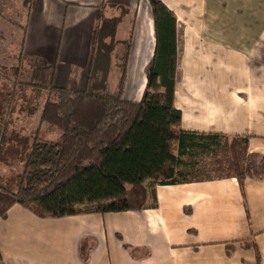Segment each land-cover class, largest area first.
<instances>
[{
	"label": "crops",
	"instance_id": "1",
	"mask_svg": "<svg viewBox=\"0 0 264 264\" xmlns=\"http://www.w3.org/2000/svg\"><path fill=\"white\" fill-rule=\"evenodd\" d=\"M161 1L176 16L180 127L247 137V151L264 155V0ZM26 2L0 0V19L20 4V58L73 73L89 64L98 14L119 17L117 50L130 45L123 98H142L156 43L149 0ZM186 177L157 185L156 205L141 210L61 217L0 190V264H264V176L243 189L230 175Z\"/></svg>",
	"mask_w": 264,
	"mask_h": 264
},
{
	"label": "trees",
	"instance_id": "2",
	"mask_svg": "<svg viewBox=\"0 0 264 264\" xmlns=\"http://www.w3.org/2000/svg\"><path fill=\"white\" fill-rule=\"evenodd\" d=\"M149 2L156 43L139 101L123 98L130 45L123 41L125 50H117L119 17L98 14L92 56L79 75L81 87L48 85V73L51 81L60 80L71 74L70 67L27 58L33 65L28 84L49 94L40 125L54 126L60 134L56 139L34 134L16 188L0 183L12 203L42 217L141 210L150 200L156 205L157 185L187 179L191 171L181 167L194 166L206 155L215 156L218 167L228 164L229 173L214 176H234L242 189L247 177L264 176V155L246 152L247 137L180 127L181 111L174 105L176 16L161 0ZM113 67L120 70L114 89L109 82ZM223 150L228 153L224 160L218 158Z\"/></svg>",
	"mask_w": 264,
	"mask_h": 264
},
{
	"label": "rangeland",
	"instance_id": "3",
	"mask_svg": "<svg viewBox=\"0 0 264 264\" xmlns=\"http://www.w3.org/2000/svg\"><path fill=\"white\" fill-rule=\"evenodd\" d=\"M19 5L7 3L6 15L4 14L3 18L0 19V42H3L7 35L6 37L10 43L6 44L7 47L5 43H1L0 47L2 48L0 50V183L10 189L16 188L23 170L25 155L29 150L34 134L39 133L41 137L46 139H56L60 134L57 128L47 124H42L38 128L41 108L49 94L46 89L28 84L33 65L30 63L31 60L25 57L20 58L18 52L19 37L23 32L21 29L23 25L21 28L18 26L21 23L24 24L25 20L16 18L12 10L16 6L19 8ZM19 14L20 16L23 15L21 11L18 12ZM13 23L16 25L15 31L18 30L14 33L12 32L14 30ZM126 31L128 29L124 30V32ZM121 34L122 30L119 35ZM37 67L40 68L41 64H37ZM119 74L120 70L116 67H113L110 71L109 82L113 89L117 80H119ZM79 75V72H71L69 76L67 75L60 80L53 77L51 81V76L48 73L47 84L54 83L64 87H81L83 81ZM246 152L249 153L247 150ZM226 156H228V153L223 150L218 158L225 159ZM216 159L212 155L202 156L196 160L194 166L185 167L184 169L191 171V177H210L229 173L228 164L223 162L218 167V164L215 163Z\"/></svg>",
	"mask_w": 264,
	"mask_h": 264
}]
</instances>
